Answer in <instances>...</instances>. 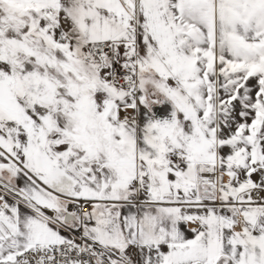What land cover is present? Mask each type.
I'll return each mask as SVG.
<instances>
[{
	"label": "snow or ice",
	"instance_id": "obj_1",
	"mask_svg": "<svg viewBox=\"0 0 264 264\" xmlns=\"http://www.w3.org/2000/svg\"><path fill=\"white\" fill-rule=\"evenodd\" d=\"M0 264H264V0H0Z\"/></svg>",
	"mask_w": 264,
	"mask_h": 264
}]
</instances>
